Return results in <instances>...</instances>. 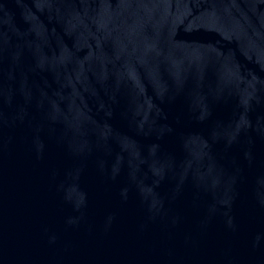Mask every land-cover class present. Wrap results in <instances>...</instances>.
<instances>
[{
	"label": "water",
	"instance_id": "1",
	"mask_svg": "<svg viewBox=\"0 0 264 264\" xmlns=\"http://www.w3.org/2000/svg\"><path fill=\"white\" fill-rule=\"evenodd\" d=\"M0 264H264V0H0Z\"/></svg>",
	"mask_w": 264,
	"mask_h": 264
}]
</instances>
